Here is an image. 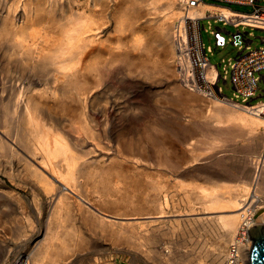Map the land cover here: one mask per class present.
<instances>
[{
    "label": "rangeland",
    "instance_id": "rangeland-1",
    "mask_svg": "<svg viewBox=\"0 0 264 264\" xmlns=\"http://www.w3.org/2000/svg\"><path fill=\"white\" fill-rule=\"evenodd\" d=\"M21 1L25 2V0H0V83L4 80H16L22 70L17 63L16 46L6 40L7 30H14L15 22L28 26V31L25 30L27 38L34 27L46 28L51 36L62 33L71 26V24H67L70 22L68 17L74 18L76 13H82L84 20L103 24L101 32L97 36H92L90 41V47L95 46V50L89 57V63L91 66L95 65L96 69L91 70L90 68L83 76L77 77L78 83L70 85L71 92H63L60 88L56 96L39 94L34 96L40 104L43 116L56 132L66 135L68 143L76 153L83 155L87 154L89 149H94V142L91 138L93 131L102 134L101 145L103 148H97L96 153L88 154L89 172L108 168L106 179L110 181L118 178L120 181L119 185L114 186L111 192L102 191L98 186V176L86 173L82 175L79 172L82 194L89 196L91 207L98 205L100 208L101 206L103 212L109 216L117 215L115 214L117 211L123 213L115 219L124 222V226L133 233L139 234L143 227L135 223L145 220V213L152 211L151 201L158 192L152 188V185L158 184L162 186L161 195H168V205L165 207L168 213L159 218L161 220H176L171 221L174 222L173 224L159 226L156 223L151 224L154 226L155 244L166 255L165 261L168 264H216V247L217 241L220 240L219 232L211 222L198 220V218L206 217L208 213L204 212L208 211L204 210V200L198 197L197 193L189 190L192 187L212 186L215 182L236 184V181L218 178L214 175L225 169H235L240 166L242 157L241 154L233 151L234 147L229 137L217 134L215 128L210 126L195 125L194 122L198 123L200 115H203L199 114V110L206 111V114L210 112L209 107L198 101V99H205L207 96L195 92L199 98L180 99L172 91L174 83L179 84L176 73L168 72L163 75L158 73L162 62L165 61V49L159 42L153 44L151 48H147L148 43H152L157 26L161 23V21H157L160 9L158 8V11L149 10V6H146L148 2L155 0H117V2L110 0L109 3H105L104 0H96L97 3H88V7L87 3H68L67 0H57L55 3H47V0H30L29 3H26V9L30 12L28 23L21 17L23 16L21 6L24 4ZM134 1L137 3L136 7H133L136 5ZM204 1L215 2L214 0ZM258 1L259 5L264 6V0ZM231 7L242 12L251 9V7L240 5H231ZM126 8H131L133 18L131 21L134 23L137 34H143L144 47L146 48L132 51L134 57L132 66H128L121 58V54L130 49L132 33L129 30L120 32L115 27L116 20ZM91 13H93L92 17L89 16ZM204 24L207 30L202 32L204 43L214 50L213 54H209L211 62L220 64L222 60L226 63L229 59H234L238 53L237 47L229 44L226 47L216 48L214 38L209 32L208 21L205 20ZM33 25L35 26L32 28ZM211 26L214 29L223 27L222 24H215L213 21H211ZM226 28L231 33L237 31L232 25H228ZM240 30L250 31V29L243 28ZM225 36L229 38L226 33ZM253 36V49L264 46L261 41L264 31L254 29ZM74 49L81 51L89 49V47H79L78 45ZM141 57L142 59L145 57L144 59H147L151 64H157L158 69L154 68L153 70L158 71L155 73L153 71L149 75L145 69L141 70ZM172 66L174 68V65ZM99 67H104L102 73L105 77L102 76L103 79L100 78V82L103 81L101 83H104L103 86L107 89L104 93L105 90L100 86V88H96L95 92L102 99L101 104L105 105L106 113L102 115L98 109L95 110L92 107L91 100L93 99L88 100L87 111L97 120L98 123H95L91 119L86 120L82 115L81 104L75 98V92L97 85L98 73L102 69ZM222 67L220 68L222 69ZM8 69L10 70L9 77L6 72ZM25 74L27 77L30 76L28 73ZM50 85L53 86V80L50 81ZM39 87L43 86L39 85ZM222 87L228 97H233L230 82L227 84L222 82ZM261 87L264 89L263 84ZM112 92L116 94L119 102L123 105L119 110H115L110 103H106L107 99L112 98ZM6 103L4 105L0 103V119H6L11 129L14 128V132H16L15 125L18 124L22 111L16 109L11 102ZM142 145L144 148H141ZM119 146L123 157L140 160L138 166H131L130 163L118 158L120 156L116 152ZM257 151L253 150L251 156H254ZM246 154H243L245 159H247ZM105 155L109 157V160L105 162L107 164L105 167L99 162L92 161L102 160L101 158ZM114 155L120 162L116 160L109 163L110 158ZM194 158L197 160L193 161ZM218 162L223 165L219 166ZM177 164L181 168L175 170ZM20 170L21 168L13 166L9 174L0 172V188L14 189L26 201L32 200L30 183L33 184V181L23 172L18 175ZM207 174H210L211 179L207 177ZM182 186H186L187 189H183ZM9 207L11 208V206ZM191 208L196 210L190 211ZM47 211L45 208L43 209L44 219H46ZM23 224L22 221L10 222L5 218L1 219L0 261L5 255L8 257L6 264H12L34 248L35 243L31 244L23 240L26 233ZM22 231H24L23 236L17 238L18 233ZM83 232L91 235L90 242L87 247L82 246L78 249L80 251L68 260L69 264H99L104 260L116 258L117 254L113 247L116 241L113 237L99 234V232L97 234L95 232L96 235H93V231L86 230L85 227H83ZM240 232L239 237L251 240L253 246L249 229H242ZM122 242L116 243L121 246ZM118 258L121 264H131L122 257ZM133 264H156V262L155 259H150L147 262L137 261ZM221 264L228 263L225 261Z\"/></svg>",
    "mask_w": 264,
    "mask_h": 264
},
{
    "label": "bare ground",
    "instance_id": "bare-ground-1",
    "mask_svg": "<svg viewBox=\"0 0 264 264\" xmlns=\"http://www.w3.org/2000/svg\"><path fill=\"white\" fill-rule=\"evenodd\" d=\"M29 1H21L24 3L21 6L23 11L21 17L26 23L30 20V12L26 9V3ZM109 1L104 0L105 3ZM48 2L55 3L57 0H47ZM67 2L87 3V7L88 3H97L96 0H67ZM134 3L135 6H133ZM134 3L131 5L136 7L137 3L135 1ZM147 5L149 10L158 11V8L160 9L157 21H161L154 32L152 43H148L147 48L159 42L165 49L166 57L157 71L161 75L168 72L174 74L176 68L172 65H175L176 53L173 32L175 22L186 14L182 0H155L148 2ZM132 6L131 8L134 9ZM131 8L123 10L115 23L118 31L129 30L132 33L130 49L121 54V58L128 66L134 63L132 51L146 49L143 34H137L134 23L131 21L133 19ZM207 11L212 14H224L228 18L235 15L229 8L208 3H201L190 9L187 14L191 18H200L204 17ZM89 16L92 17L93 13ZM68 19L70 22L67 24L71 26L62 33L52 36L46 28H35V24L27 38L25 30L28 26L17 22L13 24L14 30H7L6 33V40L17 48V63L22 70L16 80H4L0 83V103L4 105L7 104L6 102H11L16 109H21L22 116L15 125L16 132L14 128L11 129L6 119H0V172L9 174L13 166L21 168L18 175L23 172L33 181V184L30 183L32 200L29 201H26L14 189L0 188V225L3 218L10 222L22 221L26 228L23 240L31 244L35 243L34 248L30 249L27 255L25 254L12 264H69L68 260L80 251L78 249L82 246L87 247L90 242L91 235L83 232V227L93 231V235L99 232V234L113 237L116 242L123 241L121 246L116 242L113 245L115 254H117L114 260H104L99 264H121L118 257H122L131 264L137 261L147 262L150 259H155L156 264H168L165 261L166 255L155 244L154 226L151 225L153 223L157 226L173 224L174 222L171 221H176L159 218L168 213L165 209L168 205V195H161L162 186L152 183V188L158 192L151 201L152 211L145 213V220L135 223L143 227L139 234L133 233L124 226V222L115 219L123 213L117 211L115 212L117 215L109 216L103 212L101 206L98 208L99 206L96 205L92 208L89 196L82 194L79 172L82 175L86 173L98 176V186L102 191L111 192L120 181L118 178L110 181L106 179L108 168L89 172L88 154L96 153L97 148H103L102 134L93 131L91 138L94 142H92L94 149H89L87 154L83 155L76 153L68 143L66 135L52 128L43 116L38 100L34 98L36 94L56 96L60 88L63 92H71L70 85L78 83L77 77L83 76L88 69L94 70L93 68L96 67L89 63V57L95 50V46L90 47V41L92 36H97L101 32L103 24L84 20L82 13H76V17H68ZM78 45L89 47V49L81 51L74 49ZM144 58H140L141 70L145 69L149 75L153 71L155 73L156 70L153 69H158L157 64H151ZM104 67H99L102 69L98 73L99 79L96 86L75 92V98L81 104L82 115L86 120L91 119L95 123H98L97 120L87 111V102L92 98L94 100H91L92 107L105 115V105L101 104L102 99L95 92L100 86H102L101 89H107L103 86L104 83H101L103 81L100 82V78L103 79ZM6 72L9 77L10 70ZM25 73L30 76L27 77ZM51 80H53V86L50 85ZM172 91L180 99L199 98L198 94L180 83H174ZM198 101L209 107L210 112L207 111L209 113L206 114V111L199 110V114L203 115H200L198 123L194 122L195 125L210 126L215 128L217 134L229 137L234 147L233 151L241 154L242 161L240 162L242 163L235 169H225L214 175L218 178L236 181V184L215 182L212 186L192 187L189 191H194L204 200V210L208 211L204 212L208 213L206 217L198 218V220L211 222L221 237L217 241L216 264L225 261L228 264H245L250 259V250L253 246L251 240L240 238L239 233L243 228L249 229L255 224L264 225V116L235 106L220 97L200 98ZM106 103H110L115 110L123 107L114 92H112V98L107 99ZM141 148L144 146L142 145ZM255 149L258 151L251 156V152ZM116 154L120 156L118 158L130 163L131 166L139 164L140 160L123 157L120 146L117 147ZM243 154L247 155V159ZM107 156H103L102 160L92 161L99 162L105 167L106 160H109ZM118 158L114 155L109 163L115 162ZM195 160L197 159L194 158L193 161ZM217 164L223 165L219 162ZM175 168L178 170L181 167L177 164ZM207 177L210 178V174H207ZM182 187L187 189L186 186ZM44 208L48 210L46 219L43 218ZM194 210L196 209H190V211ZM37 227L40 228L37 229ZM22 233L24 231L19 232L17 238L23 236ZM232 245L238 249L234 257L231 256L230 251ZM7 261L8 257L3 255L0 264H6Z\"/></svg>",
    "mask_w": 264,
    "mask_h": 264
},
{
    "label": "built area",
    "instance_id": "built-area-1",
    "mask_svg": "<svg viewBox=\"0 0 264 264\" xmlns=\"http://www.w3.org/2000/svg\"><path fill=\"white\" fill-rule=\"evenodd\" d=\"M214 1L210 4L229 8L235 15L228 18L224 14L207 11L204 17L191 18L188 11L207 2L182 0L186 14L175 22L173 32L177 80L193 92L207 97H220L235 106L264 116V89L261 87L264 85V46L252 48L253 30L264 31V6L259 5L258 0ZM231 5L248 6L251 9L242 12L232 9ZM205 20L208 21L216 48L229 44L237 47L238 53L234 59H229L226 63L222 60L220 64L211 62L209 54H213L214 50L211 46H206L203 40L202 32L207 31ZM211 21L222 24L223 27L211 28ZM228 25H232L237 31L231 33L226 28ZM240 28L250 31L243 32ZM261 41L264 43V37ZM222 82H230L233 97L224 93ZM230 251L232 257L238 253L235 245L231 246Z\"/></svg>",
    "mask_w": 264,
    "mask_h": 264
},
{
    "label": "water",
    "instance_id": "water-1",
    "mask_svg": "<svg viewBox=\"0 0 264 264\" xmlns=\"http://www.w3.org/2000/svg\"><path fill=\"white\" fill-rule=\"evenodd\" d=\"M253 247L248 264H264V225L255 224L249 228Z\"/></svg>",
    "mask_w": 264,
    "mask_h": 264
},
{
    "label": "crops",
    "instance_id": "crops-1",
    "mask_svg": "<svg viewBox=\"0 0 264 264\" xmlns=\"http://www.w3.org/2000/svg\"><path fill=\"white\" fill-rule=\"evenodd\" d=\"M208 4H210V3H208Z\"/></svg>",
    "mask_w": 264,
    "mask_h": 264
}]
</instances>
